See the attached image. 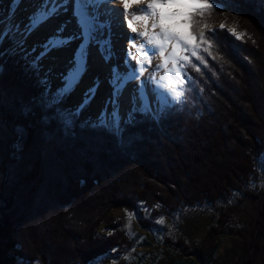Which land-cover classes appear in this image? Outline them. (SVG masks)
Returning <instances> with one entry per match:
<instances>
[{"label":"trees","instance_id":"1","mask_svg":"<svg viewBox=\"0 0 264 264\" xmlns=\"http://www.w3.org/2000/svg\"><path fill=\"white\" fill-rule=\"evenodd\" d=\"M216 3L221 7L202 17L189 13V35L203 59L189 53L192 62L183 63L180 103L155 118L135 112L118 132L64 113L65 101L51 100L34 60L13 48L11 32L0 41V264L126 255L140 241L125 224L97 233L111 209L152 230L187 208L214 210V223L206 244L165 238L180 257L190 256L181 263L213 262L215 240L235 235L230 264H264V187L253 186L264 158V0ZM201 31L210 48L199 43ZM235 197L260 202L247 216L249 233L231 211ZM142 208L145 218L138 217ZM237 239L245 241L238 247Z\"/></svg>","mask_w":264,"mask_h":264},{"label":"bare ground","instance_id":"2","mask_svg":"<svg viewBox=\"0 0 264 264\" xmlns=\"http://www.w3.org/2000/svg\"><path fill=\"white\" fill-rule=\"evenodd\" d=\"M63 1L66 3L60 8L56 15L51 17L29 35L23 36L24 26L28 24L29 17L33 14L42 0H21L18 7L14 6L13 0H0V13L2 11L0 30H3L9 25L20 26L19 32H17L14 27V31L19 35V44L25 46L29 54L37 53L41 61L42 74L45 78L49 75L53 80V86L58 88L64 87L65 79L73 68L74 54L83 40L80 36V25L74 14V0H58L59 3ZM149 2L150 0H133L125 10V6L117 0L116 3H105L96 9L100 23L105 26L96 31L95 40L87 46L86 70L79 81L70 90L72 91L70 100L73 102V105H80L88 89L95 87L97 98L92 110L96 111L98 115L106 114V117L110 116L113 111V105L109 103L112 95L110 90L113 89L110 79L111 72L113 69H117L121 73L127 71L128 66L125 64V59L128 58V51L130 49L132 55L135 57V59L129 60L130 65L136 66L142 55L150 57L151 64H145L148 71L144 72L139 79L128 80L123 86V90L118 99L119 106L117 109L120 123L132 114L134 104L137 108L139 107L138 86L141 82H145L146 96L147 100L151 102V109L153 111L157 110L159 104L154 85L146 81L153 71H155V66L162 64L164 58L172 53L176 46V41L171 40L168 42L164 49L163 56L160 55L159 51L154 55L150 52L141 53L140 45L149 40L152 33L160 32L159 28L152 27V24L157 20L156 16L146 15L143 12L137 11V9L146 7ZM166 11L172 13L190 12L187 8H177L174 6H168ZM134 15L141 17V19H135ZM54 17L60 18L61 20L58 26H55V23L52 22ZM68 17H70V19ZM181 19L183 18H172L169 19L167 23L176 26L177 30L190 40L187 33L188 27L185 24H181ZM129 21L131 22V26H129ZM59 28L64 29L62 33L64 38L70 36L75 38L71 39L64 46L53 49L42 55L43 44L50 36L56 33ZM132 29H135V31ZM144 32H147L149 35L141 36V33ZM129 37L137 38L134 46H130ZM105 40L110 41V55L107 54L102 47ZM147 47H156V45L149 44ZM180 52L181 50L178 51L177 54L180 55ZM168 68H173L171 61L168 63ZM156 77L157 79L164 77L161 81L162 84L170 83L175 86L176 91H180V87L177 83L178 78L174 72L169 75L167 70L162 68L156 72Z\"/></svg>","mask_w":264,"mask_h":264},{"label":"snow or ice","instance_id":"3","mask_svg":"<svg viewBox=\"0 0 264 264\" xmlns=\"http://www.w3.org/2000/svg\"><path fill=\"white\" fill-rule=\"evenodd\" d=\"M21 0H13L14 6L18 7ZM117 0H74V14L76 15L78 24L80 25V36L83 38L82 43L76 50L73 59V68L70 71L69 75L65 79V84L61 93H67L71 90V88L79 81L80 77L84 74L87 66V53H88V44L95 40V33L98 29L103 28L105 25L101 24L98 19V13L96 9L105 3H116ZM125 6V10L128 8L129 4L133 2V0H119ZM61 3L58 0H42V2L37 6L36 10L29 17V22L24 26V30L22 35L27 36L31 32L35 31L42 24L47 22L51 17L56 15L61 8ZM168 6H174L177 8H187L190 12L196 13L198 12L202 17L207 10H211L214 8L221 7L216 3V0H150L149 4L144 7L137 9L138 12H143L146 15L156 16L157 20L152 24L153 28H159V33H152L151 38L146 42L140 45L141 53L150 52L153 55L159 51L160 55H164V49L167 44L171 40L176 41V46L173 49L172 53L164 58V62L162 64H158L155 66V71L148 77L147 83L153 84L154 89L157 95V101L160 105L159 112L162 113L165 108L170 106L173 103H180V98L183 95V92L176 91L174 85L170 83L162 84L161 81L164 77H160L157 79L156 72L160 69H166L167 73L171 75L173 72L178 78L179 83L184 82V73L181 72L179 62L181 60L191 63V57L189 56H179L177 53L180 50H190L192 56H196L197 60H202L203 58L198 55L197 48L199 44L193 46L191 49H188L187 45L190 43L187 36L183 35L180 31L177 30V27L174 25H169L167 21L172 18H183V22H188V12H168L166 8ZM264 6V3H262ZM135 19H141L139 16H135ZM129 26H131V22L129 21ZM206 26V25H205ZM12 27H15L17 32L20 31V26L12 25L11 27L6 26L3 30H0V41H3L10 34ZM223 28L224 25L222 24ZM135 31V29H132ZM64 29L59 28L56 33L50 36L46 42L43 44V54L47 52L62 47L67 44L71 39L75 37H67L64 38L62 36ZM233 33L234 29L230 30ZM215 30H213L214 35ZM149 35L147 32L141 33V36ZM200 42L199 43H208L209 48L211 47V43L207 37H205L204 32L201 31L200 34ZM136 37H129L130 46H134L136 42ZM149 44H154L156 47H147ZM104 51L110 55V41L105 40L102 44ZM205 51H208L206 48ZM130 59H135L132 55L131 50L128 51V58L125 59V64L128 66V69L125 73H121L117 69H113L111 72V83L113 85L112 95L110 97L109 103L113 105V111L111 113L112 121L111 126L115 127L116 130H119V113L118 109V99L120 93L123 90V86L127 83L128 80H136L139 79L140 76L143 75L144 72L148 71V68L145 67V64H151V58L148 56H143L137 62L136 66H132L129 64ZM169 61L172 62L173 68H168ZM197 70H199V66H196ZM139 92V107L137 108L134 104V108L138 111L151 112V102L147 100L146 91H145V82H141L138 86ZM95 95V87L89 88L87 93L84 96L83 102L77 107L75 114H78L81 109L93 98ZM105 116V119L101 120L102 124H107L106 114H102ZM262 167H264V162H262ZM129 217L133 214L128 213Z\"/></svg>","mask_w":264,"mask_h":264},{"label":"rangeland","instance_id":"4","mask_svg":"<svg viewBox=\"0 0 264 264\" xmlns=\"http://www.w3.org/2000/svg\"><path fill=\"white\" fill-rule=\"evenodd\" d=\"M66 2L63 1L61 3L62 6H64ZM61 6V7H62ZM189 13V12H188ZM2 17V11L0 13V18ZM70 19V17H68ZM60 18L54 17L53 21L55 23V26H58L60 24ZM182 23L185 24L188 27V24L183 22V19H181ZM76 23V22H75ZM176 23V22H175ZM217 26H221L220 23L216 24ZM12 26V25H11ZM10 26V27H11ZM227 26L230 28V30L234 29L235 25L233 23L228 22ZM214 27V26H213ZM235 30V29H234ZM232 32V31H231ZM188 36L190 38V43L187 45L188 49H191L193 46H196V43L194 41V37L189 35V27L187 29ZM236 33V32H235ZM239 34V32H237ZM236 33V34H237ZM11 34L16 38L14 40V46L13 48L15 50L22 49L25 51V56L30 59L36 58V71L40 73V80L41 86L46 89L45 91L51 96V100L54 99V97L57 94V91H61L60 88L54 87L52 83V78L49 77V75L45 78L41 71V61L38 59L37 53L29 54L27 52V49L22 44H19V35L17 32L14 31V27H12ZM191 54L190 50H181L179 56H189ZM183 60L179 62L180 70L181 72L184 71L183 67ZM43 70V69H42ZM177 83L179 85L180 91L183 88V84L185 83V78L183 83H179L177 79ZM76 90V89H75ZM111 92L113 89L110 90ZM70 92V95H69ZM66 93L65 99V111L68 116H71V111L74 110L76 104L73 105V102L70 100L72 91H69ZM110 92V93H111ZM97 96L96 94L93 96V98L87 103L88 107L85 111L90 113V117L88 115H85L82 117L81 122H84L88 120L91 122L92 120H95L97 117H101V115H98L96 111H93L92 108L94 106L95 100ZM83 102V101H82ZM262 162H264V158L258 160L259 163V181L255 183L253 186L257 187H264V167H262ZM236 197L230 201L232 204V212L236 214V216L239 219H243V222L241 223L242 229L246 230L245 233H249L248 225H245L247 222V216L250 214L254 215L259 211L260 208V202L256 200H245L242 203H239L236 201ZM138 217L145 218L147 217V214L145 212V209L139 210ZM212 213H214V210H200V211H193L189 208L187 209H181L176 213V216L174 218L171 217H163L158 221V227L157 229L152 230H145L137 224V217L133 218H127L126 213L122 211V209H111L110 213L106 217L105 221L102 222L99 225V228H97V233L101 235H105L111 224L121 222L125 224V226L128 228L129 233L133 238H136L140 241V245L135 250H132L131 253L128 254H119L116 251H110V253L106 256H103L99 259L96 258V260L92 261L89 264H183L181 263V259L188 260L190 259V256H184L180 257V250L176 249L175 247H172L171 244H167L165 242L166 239H171L174 241L178 238H186L188 242L190 243H207V231L208 227L211 226L214 223V219L212 217ZM245 220V221H244ZM235 236V235H234ZM234 236L231 235H223L221 237H218L217 240H215V243L219 245V248L217 250V254H215V259L211 263L207 264H230L232 258H231V252L228 253V246H230L231 242L235 240ZM243 237V236H241ZM234 239V240H233ZM245 241L244 239L241 241L237 239L235 241V245L238 247L241 246L242 242ZM4 244H1L0 247L3 248ZM260 257H264V254H262ZM261 264L263 262L261 261Z\"/></svg>","mask_w":264,"mask_h":264}]
</instances>
